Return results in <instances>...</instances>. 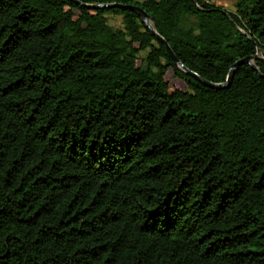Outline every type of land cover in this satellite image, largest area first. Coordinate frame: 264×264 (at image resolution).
<instances>
[{
    "label": "trees",
    "instance_id": "1",
    "mask_svg": "<svg viewBox=\"0 0 264 264\" xmlns=\"http://www.w3.org/2000/svg\"><path fill=\"white\" fill-rule=\"evenodd\" d=\"M234 1L0 0V264H264V0ZM97 3L213 83L263 58L213 88Z\"/></svg>",
    "mask_w": 264,
    "mask_h": 264
},
{
    "label": "water",
    "instance_id": "2",
    "mask_svg": "<svg viewBox=\"0 0 264 264\" xmlns=\"http://www.w3.org/2000/svg\"><path fill=\"white\" fill-rule=\"evenodd\" d=\"M86 5L91 7V8L119 7V8H122V9H130V10L136 11L141 16V18L144 21V23H146L147 26L150 29H152L154 31V33L158 36V38L165 44V46L168 48L173 60L183 70H185L188 74L193 75L194 77H196L197 79L202 81L204 84H206V85H208L210 87H213V88L227 87L231 83V80H232V77H233V75L235 73V70H236V68L239 65L247 64V65H251L253 68H256V64L254 62V59L255 58H263V57L259 56V54H258L259 51H260V47H258V52H257L256 56H247L245 58L239 59L231 66V70H230V74H229V76L227 78V82H225V83H213V82H210V81H208V80H206L204 78H201L196 72L187 69L186 66L183 65V63L175 55V53L173 52V50L171 49V47L169 46L167 41L157 31H155V29L153 28V25H152L153 18L151 17V15L143 7H141L139 5L123 4V3H97V4H86Z\"/></svg>",
    "mask_w": 264,
    "mask_h": 264
},
{
    "label": "rangeland",
    "instance_id": "3",
    "mask_svg": "<svg viewBox=\"0 0 264 264\" xmlns=\"http://www.w3.org/2000/svg\"><path fill=\"white\" fill-rule=\"evenodd\" d=\"M210 1L222 6L228 10H231V11L236 10V4H235L234 0L233 1H231V0H210ZM109 21H110V24H112L115 27H119L122 25V17L121 16H109ZM258 54H259V56L263 57V52L261 49H260Z\"/></svg>",
    "mask_w": 264,
    "mask_h": 264
}]
</instances>
